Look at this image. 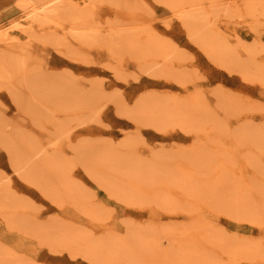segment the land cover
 <instances>
[{"label":"bare ground","instance_id":"obj_1","mask_svg":"<svg viewBox=\"0 0 264 264\" xmlns=\"http://www.w3.org/2000/svg\"><path fill=\"white\" fill-rule=\"evenodd\" d=\"M48 3L0 20V179L15 202L43 197L10 164L13 133L27 150L17 160L72 187L82 169L95 174L104 207L84 218L98 236L94 264H264V176L247 172L251 155L264 163V133L255 144L231 125L258 105L211 70L257 55L236 24L264 26V0ZM49 196L53 217L71 204L64 191ZM12 235L0 234L11 248L0 264L33 252ZM63 247L50 240L38 264H68Z\"/></svg>","mask_w":264,"mask_h":264},{"label":"rangeland","instance_id":"obj_2","mask_svg":"<svg viewBox=\"0 0 264 264\" xmlns=\"http://www.w3.org/2000/svg\"><path fill=\"white\" fill-rule=\"evenodd\" d=\"M55 1L0 0V20L7 17L14 20L19 15H23L31 5L37 6L49 2V6ZM236 31L244 48L250 52H257V55L251 56L247 60L235 57L238 66L232 67L230 63L219 64L216 68L211 66V70L214 69L215 74L220 76L228 85L238 88L257 102V110L241 111L235 117L232 116L231 121L232 126L240 125L252 139L251 142L256 144L257 140L260 139L255 132L259 130L261 134L264 133V53L258 54L257 51L258 49L264 51V26L254 30L245 23H239L236 24ZM179 39L193 52L195 46L190 37L183 34ZM47 57L56 61L53 55L48 54ZM172 87H174V84H172ZM13 135L19 144L8 142L11 144L7 152L13 153L10 164L17 170L16 174L19 177L29 176L26 180H29L31 186L42 195L43 202L35 201L32 203L29 201V203L27 200L24 205L28 208H22V205L15 202L13 195L5 185L8 178L0 179V234L10 240L13 237V231L17 230L20 237L24 238L33 247L31 256L25 259L16 256H5L6 264H38L42 257L53 255V250L48 248L50 240H55L64 246L63 249L59 248L57 257L65 258L68 264H94V259H92L94 257L93 244L96 240L98 241V236L90 231L91 228L87 227L88 224L84 221V218L90 211L93 212L92 207L94 204L100 209L104 207V204L100 202V198L103 197L100 196L101 188L93 180L95 174H90V170L82 169L81 175L73 176L74 179L70 178L73 184L72 187L61 175L50 174L45 169V165L38 167L37 159L17 160L16 157L24 156L27 150L20 143L24 141V135L17 133H13ZM262 143L263 149L260 154H264V142L262 141ZM248 161L251 163L250 170H247L250 178L255 181L256 175L263 177V160L260 157L251 155ZM91 173L95 172L92 171ZM69 187H79L80 191L76 193ZM56 190L64 191L72 199L71 204L60 216L53 217L47 203L53 202L49 194ZM86 197L89 198V202L85 200ZM106 200L108 201L107 205L112 206L110 204L111 199L106 198ZM96 201H99V203ZM119 212L131 219L135 215L133 211L119 210ZM151 215V212L142 214L144 217H151ZM93 217L97 219L96 216ZM8 249L11 248L3 240H0V252L3 253Z\"/></svg>","mask_w":264,"mask_h":264}]
</instances>
